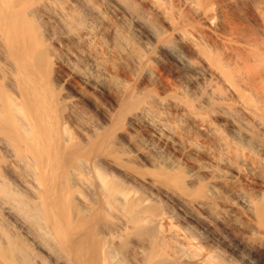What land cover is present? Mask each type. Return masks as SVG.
<instances>
[{
	"label": "bare ground",
	"instance_id": "1",
	"mask_svg": "<svg viewBox=\"0 0 264 264\" xmlns=\"http://www.w3.org/2000/svg\"><path fill=\"white\" fill-rule=\"evenodd\" d=\"M0 93V264H114L104 208L112 245L150 221L212 264H264V0H0Z\"/></svg>",
	"mask_w": 264,
	"mask_h": 264
},
{
	"label": "rangeland",
	"instance_id": "2",
	"mask_svg": "<svg viewBox=\"0 0 264 264\" xmlns=\"http://www.w3.org/2000/svg\"><path fill=\"white\" fill-rule=\"evenodd\" d=\"M53 75L54 74H52V76ZM53 78L55 79V76H53ZM53 78L51 79L53 80ZM54 85H56V83H54ZM55 89L57 92H59L57 90V87ZM2 98L3 96L1 97V99ZM2 100H4V98ZM60 108H59L60 123H57L59 124V126L54 125L55 126L54 128L52 127H48V128H49L50 133L53 134L54 137L56 138L57 144L59 142V144H61L62 147L66 145L64 147L66 148L67 145H70L76 142L77 140L76 139L77 136L74 130L64 124L68 120L69 114L74 109L70 106L68 107V105L63 102H60ZM78 110L79 111H77L76 109L77 112H80L82 109L80 110V108H78ZM62 121L64 122L63 124H62ZM40 155H41L40 158L44 162H46L47 153L44 151V147H41ZM61 158L63 157H60L59 159ZM68 159L69 158L65 157L64 159H61V160L64 162V164L69 166L68 167L69 171H67V173L58 172L56 174L57 180L55 179V181L58 182L59 184L57 189H60V192L58 191V193H61L60 195L58 194L57 196L58 197L57 203L59 204L61 203L62 207L65 206V208L68 209V211L70 212L72 218L76 219L78 217L77 212L79 211V208H80L78 199L76 198L77 197L76 194L80 191V187L78 185L80 183L79 181L80 176L79 177L77 176L79 175L77 173H80V169H76V166L78 167V165L70 162V160ZM12 173H13V169L10 167V164L6 160L4 153L2 149L0 148V174L3 175V177L6 179H10V176L12 175ZM74 173H76L77 175H75ZM58 174L61 176L63 175V176L60 177ZM57 176L60 178L59 180ZM115 181L118 182L119 185L121 184L122 186V183H120L121 181L119 182L118 179ZM118 184L117 186H119ZM89 195L90 196H88L87 194L88 197H91V196L93 197L92 194L89 193ZM91 199L92 200L95 199V196ZM101 210H103V212L99 211L100 212L99 214L100 215L102 214L101 218L104 216L106 217L102 219L99 218L100 220L98 221H101V223L98 221H97L98 223H96L97 225L98 224L99 225L95 226V228L97 229L95 230V233L93 235L95 237L94 240L95 241L97 240V241L96 243L95 242L94 243L96 244L97 248L100 251L105 250L106 248H108L109 245H111L113 250L115 248L114 251L117 253V258L113 260L114 264H128V263L129 264H135V263L136 264H196V263L197 264H212L211 262L207 261V258H206V255L209 252V250H207L208 247H203L202 249H195L193 247H190L183 237H177L175 236V234L169 231L170 227L167 224H157L156 222L152 223L149 221L147 223L142 224V226H140L138 229L136 228L137 230H133L134 232L133 242L131 240L128 242L129 239L123 237L122 239L116 240L112 245L111 243L113 240H110L107 238L106 232L114 230L116 228L115 225H117V220L114 218V215L112 213L113 211L110 210L109 208L108 209L104 208ZM164 210H165V207L163 203H155L153 205H150V207H148L147 212L149 211L150 213L154 212L155 214L156 213L158 214L160 212H163ZM107 213H110V214L107 215ZM96 214L98 215V212ZM109 240L111 243L109 242ZM105 242L107 245L105 244ZM136 244L143 246V247L145 246L146 247L145 251H147L148 254L146 253V255H143L142 257V255L140 254L137 255L135 251L133 252V248L136 246ZM34 255H37L36 252H34ZM260 256L262 257L264 256V254L262 255L260 254ZM101 261H103L102 258H100L99 262L100 264H104V261L102 263Z\"/></svg>",
	"mask_w": 264,
	"mask_h": 264
}]
</instances>
